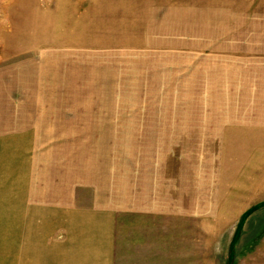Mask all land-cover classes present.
Here are the masks:
<instances>
[{
	"label": "rangeland",
	"instance_id": "rangeland-1",
	"mask_svg": "<svg viewBox=\"0 0 264 264\" xmlns=\"http://www.w3.org/2000/svg\"><path fill=\"white\" fill-rule=\"evenodd\" d=\"M66 193L116 264H264V0H0V264Z\"/></svg>",
	"mask_w": 264,
	"mask_h": 264
},
{
	"label": "crops",
	"instance_id": "crops-1",
	"mask_svg": "<svg viewBox=\"0 0 264 264\" xmlns=\"http://www.w3.org/2000/svg\"><path fill=\"white\" fill-rule=\"evenodd\" d=\"M30 197L34 205L19 201L14 212L36 222L35 244L26 255L24 237L17 238L13 264H22L26 256L32 264H116L120 219L130 214L116 200L99 197L79 206L83 198L67 193L54 200Z\"/></svg>",
	"mask_w": 264,
	"mask_h": 264
}]
</instances>
